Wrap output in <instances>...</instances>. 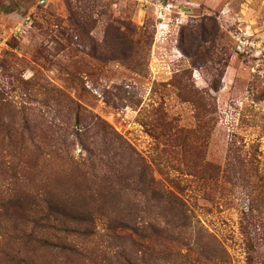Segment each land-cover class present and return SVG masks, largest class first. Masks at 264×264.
Masks as SVG:
<instances>
[{
	"label": "rangeland",
	"instance_id": "rangeland-1",
	"mask_svg": "<svg viewBox=\"0 0 264 264\" xmlns=\"http://www.w3.org/2000/svg\"><path fill=\"white\" fill-rule=\"evenodd\" d=\"M196 95L214 122L199 139L204 160L224 167L231 151L244 156L249 170H264V0H0V111L56 130L54 143L83 170L107 174L125 164L134 176L128 191L136 193L135 174L138 181L149 175L145 163L163 182L185 173L192 152L184 154L178 139L158 143L147 120L159 113L168 130L194 131ZM94 115L128 143L130 157L100 159L101 146L82 133ZM246 176L255 182L251 171ZM245 180L225 178L209 200L197 178L185 173L182 183L195 221L226 246L232 264L245 260ZM259 221L264 231V209ZM196 224L184 229L186 241ZM170 250L172 258L159 264L199 259L183 242ZM56 252L37 254L66 260Z\"/></svg>",
	"mask_w": 264,
	"mask_h": 264
},
{
	"label": "trees",
	"instance_id": "trees-1",
	"mask_svg": "<svg viewBox=\"0 0 264 264\" xmlns=\"http://www.w3.org/2000/svg\"><path fill=\"white\" fill-rule=\"evenodd\" d=\"M191 101L197 105L194 131L178 127L169 131V124L157 117L159 113L147 120L148 131L158 143L178 139L176 145L184 154L192 152L193 157L184 163L185 173L200 180L206 200L214 197L225 178L247 179L250 206L243 211L240 225L244 264H264V231L259 221L264 209V170L258 166L249 170L244 156L231 151L224 167L205 161L199 139L210 135L214 122L211 112L204 111L202 96ZM92 117L90 128L82 133L101 146L100 159L130 157V146L113 126L98 115ZM19 121L15 114L0 111V238L10 245L0 246L5 264H159L172 258L170 244L179 242L205 264H232L226 246L195 221L183 199L184 172L163 182L155 179L145 163L142 171L149 175L142 174L138 181L139 174H135L140 189L129 192L127 181L134 176L125 164V169L115 164L107 174L83 170L54 143L60 139L56 130L32 126L23 115ZM90 152L96 155L95 149ZM249 171L256 178L254 183L246 176ZM191 224L197 229L190 243L183 232ZM48 249L57 250L66 260L40 259L37 251ZM199 259L188 264H199Z\"/></svg>",
	"mask_w": 264,
	"mask_h": 264
},
{
	"label": "built area",
	"instance_id": "built-area-1",
	"mask_svg": "<svg viewBox=\"0 0 264 264\" xmlns=\"http://www.w3.org/2000/svg\"><path fill=\"white\" fill-rule=\"evenodd\" d=\"M20 27H21V24H19L18 26H16V30H19Z\"/></svg>",
	"mask_w": 264,
	"mask_h": 264
}]
</instances>
